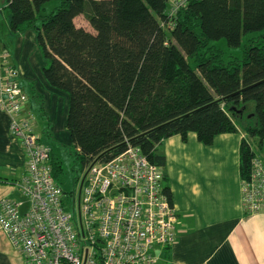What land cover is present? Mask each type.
<instances>
[{"label":"trees","instance_id":"trees-1","mask_svg":"<svg viewBox=\"0 0 264 264\" xmlns=\"http://www.w3.org/2000/svg\"><path fill=\"white\" fill-rule=\"evenodd\" d=\"M51 1L59 7L42 14ZM169 2L6 0L5 10L11 34H36L44 79L67 96L65 130L77 159L86 167L109 161L129 143L160 167L173 199L164 140L195 133L211 146L219 135L242 131L241 179L264 146V0H190L173 28L163 27ZM79 16L94 32L75 24ZM31 85L46 124L42 141L62 143ZM50 163L58 181L64 170L53 148Z\"/></svg>","mask_w":264,"mask_h":264},{"label":"built area","instance_id":"built-area-1","mask_svg":"<svg viewBox=\"0 0 264 264\" xmlns=\"http://www.w3.org/2000/svg\"><path fill=\"white\" fill-rule=\"evenodd\" d=\"M190 0H170L169 21ZM2 54L0 110L11 118L10 132L26 154V173L18 187L26 200L0 201V227L24 264H157V251L178 239V214L164 191L163 173L140 148L128 143L109 161L91 162L80 179L73 211L53 176L52 148L37 134L27 114L29 96ZM246 214H264V161L256 154L241 179Z\"/></svg>","mask_w":264,"mask_h":264},{"label":"crops","instance_id":"crops-1","mask_svg":"<svg viewBox=\"0 0 264 264\" xmlns=\"http://www.w3.org/2000/svg\"><path fill=\"white\" fill-rule=\"evenodd\" d=\"M6 5V0H0V36L3 31L14 39L12 45L0 40V79L2 54L9 53L8 66L16 72V81L29 98L31 84L43 97L55 138L70 142L65 130L67 96L44 79L46 63L36 34L31 30L17 35L9 32ZM30 113L42 138L45 120L31 99L27 106ZM10 122V116L0 110V189L19 183L26 173V154L11 135ZM244 137L242 131L219 135L211 146L202 144L195 133L186 141L179 135L164 140L161 151L166 156L165 173L179 218L178 239L173 246L157 251V264H264V214H246L242 202ZM19 201L27 203L24 198ZM162 251L163 257L158 254Z\"/></svg>","mask_w":264,"mask_h":264},{"label":"rangeland","instance_id":"rangeland-1","mask_svg":"<svg viewBox=\"0 0 264 264\" xmlns=\"http://www.w3.org/2000/svg\"><path fill=\"white\" fill-rule=\"evenodd\" d=\"M60 3L58 1H51L44 6V10L42 14H50L55 11L59 7ZM75 24L78 27H82L90 32H94L88 21L84 16H79L75 20ZM14 37L6 36L5 32H1L0 40L2 43L12 45L11 41H13ZM222 45V44H220ZM234 52L235 54L241 53L240 49H227V52ZM30 102V98H29ZM254 108V105H251ZM252 107H250L248 112L252 111ZM248 114V113H246ZM39 127H42L41 121L38 120ZM53 142L52 140H48L46 138L43 139L45 144L50 145L55 151L56 157L62 162L63 165V174L58 179L57 183L60 185L61 189L64 192V202L66 210L72 212L73 211V201L74 197L78 196L79 188H80V179L84 176L86 166H84L83 162L77 159V148L70 142ZM254 144H257V140H252ZM256 147L258 145H255ZM258 154L262 157L264 161V146L258 147ZM3 198L7 199H16L22 200L23 197L21 195V191L18 187V183L7 185L6 189H0V200ZM160 256L163 257V251L158 252ZM0 264H24V259L18 253V251L12 246L9 240L6 238L3 230L0 227ZM160 264H164L162 261Z\"/></svg>","mask_w":264,"mask_h":264},{"label":"water","instance_id":"water-1","mask_svg":"<svg viewBox=\"0 0 264 264\" xmlns=\"http://www.w3.org/2000/svg\"><path fill=\"white\" fill-rule=\"evenodd\" d=\"M241 112V114H243V111H240ZM99 159H101V158H99Z\"/></svg>","mask_w":264,"mask_h":264}]
</instances>
